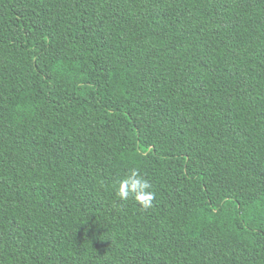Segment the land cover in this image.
Wrapping results in <instances>:
<instances>
[{
    "label": "trees",
    "instance_id": "trees-1",
    "mask_svg": "<svg viewBox=\"0 0 264 264\" xmlns=\"http://www.w3.org/2000/svg\"><path fill=\"white\" fill-rule=\"evenodd\" d=\"M0 264H264V0H0Z\"/></svg>",
    "mask_w": 264,
    "mask_h": 264
},
{
    "label": "clouds",
    "instance_id": "clouds-1",
    "mask_svg": "<svg viewBox=\"0 0 264 264\" xmlns=\"http://www.w3.org/2000/svg\"><path fill=\"white\" fill-rule=\"evenodd\" d=\"M115 192L120 201H135L143 208H149L155 197L152 184L138 168H130L117 182Z\"/></svg>",
    "mask_w": 264,
    "mask_h": 264
}]
</instances>
